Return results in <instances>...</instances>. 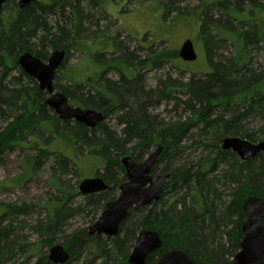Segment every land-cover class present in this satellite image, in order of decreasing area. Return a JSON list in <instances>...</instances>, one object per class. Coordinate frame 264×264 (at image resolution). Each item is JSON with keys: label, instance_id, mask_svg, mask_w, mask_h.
<instances>
[{"label": "trees", "instance_id": "obj_1", "mask_svg": "<svg viewBox=\"0 0 264 264\" xmlns=\"http://www.w3.org/2000/svg\"><path fill=\"white\" fill-rule=\"evenodd\" d=\"M83 1L49 0L46 4L39 0L20 9L19 0H7L0 12L8 11L7 17H0V123L8 122L5 127H0L1 153L14 149L23 137H34L37 129L50 131L55 138L72 137L76 146H88L90 152L98 150L104 167L103 173L98 172L96 176L101 177L109 189L99 194L84 195L86 208L95 215V222L104 206L116 199V191L127 181L122 165V159L127 156L143 162L151 147L162 144L164 152L153 172L157 173L161 163L176 158L192 129L200 124L224 137H238L253 143L264 140V0H204L191 15L171 4L170 10L176 13V17L182 15L199 21L197 38L206 50L208 70L202 77L193 73L186 83L161 81L155 90L143 87L140 69L151 70L165 63L175 64L180 58L179 51L154 52L144 59L124 51L110 60H100L105 54H113L114 45L105 34L94 39L88 37L89 28L85 24L89 15L81 6ZM91 1L95 4L103 0ZM10 4L14 9L9 8ZM57 9L62 15L70 10V24L66 20L55 28L49 26L44 15ZM192 26L196 27L195 24ZM96 41L100 43L95 53L98 70L89 74L87 64L71 69L66 79L72 84L54 87H58L59 92L78 107L103 113L104 121L116 111H121L119 123L124 126L121 139L116 133L112 134L104 123L88 129L83 124L62 121L55 116L47 118L48 107L44 102L48 94L37 85L30 88L22 84L23 77L30 83H36L18 64L22 53L29 52L40 60H48L49 50H65L67 63L72 51L83 52L85 58L90 56L89 47ZM217 50L224 53L218 55ZM228 50L233 54L228 55ZM260 56L263 64L256 62ZM111 68L119 71L120 83L105 79L104 75ZM16 70H20L21 75L10 79L11 85L16 87L10 90L5 82ZM4 94L9 98H4ZM176 94L188 98L186 105L192 117L160 127L149 110L162 101H171ZM14 112L17 114L10 116ZM250 123L261 124L259 134L247 128ZM99 132L105 138L94 144ZM218 143L221 144V138ZM129 144L133 146L128 150ZM219 144L208 145L213 152L200 158L196 164L175 170L168 166L162 168L160 174L171 177L161 199L149 209L131 210L116 237H108L106 242H101L102 237L96 236L95 245H86L88 230L73 234L64 246L70 253L66 264L78 261L79 252L85 248L105 258L103 264L111 258V264H129L130 249L143 230L156 231L163 240L162 248L149 256L147 264H154L157 257L176 249L183 250L199 264H233L243 236L244 200L251 196L264 198V154L242 162L235 153L222 151ZM36 150L34 157L26 159L24 175L19 183L25 176L37 172L41 162L55 154L46 147L36 146ZM56 160L52 183L62 193L64 201H57V206L46 207V218L34 226L41 242L16 250L23 237L19 234L26 227L22 218L30 215L33 207L0 204V264H11L18 252H25L26 264H50L48 256L42 252L43 246L51 247L53 236L63 231L73 215L83 211L69 207L65 202L69 194L74 196L76 192L65 186L61 179L69 174L72 161L63 155ZM219 186L229 190V202L225 200L224 193L219 192ZM172 192L176 194V200L164 202V197ZM32 258L36 261L33 262Z\"/></svg>", "mask_w": 264, "mask_h": 264}, {"label": "rangeland", "instance_id": "obj_2", "mask_svg": "<svg viewBox=\"0 0 264 264\" xmlns=\"http://www.w3.org/2000/svg\"><path fill=\"white\" fill-rule=\"evenodd\" d=\"M41 1L46 4L49 3V0ZM103 1H105V3ZM103 1H98L93 4L91 0H84L81 5L85 10V14L89 15L85 24V26L89 28L88 37L94 39L105 34L108 38L112 39V44L114 45L113 54H105L100 60H110L112 57L120 56L124 51L133 53L134 56L142 59L153 55L154 52L163 50L180 51L183 43L190 39L195 45L198 59L195 62L188 63L179 58L178 61H175V64L165 63L151 70L140 69L139 74L142 77L141 83L143 87L147 90H155L161 81H171L178 84L186 83L193 76V73H197V77H202L204 73L207 72L206 50L203 43L199 42L197 38L199 35V21H195V18L191 19L190 17L182 15L176 17V13L170 10V6L173 4L176 8L184 10L188 15L195 14L198 7L202 6L204 0H162L163 3L161 0ZM9 8L14 9V6L10 4ZM69 11L70 10L67 9L66 14L62 15L60 10L57 9L54 13H46L44 16L49 26L55 28L56 25H63L66 20L68 24H70L69 19L71 14ZM7 15L8 11L6 10L0 13V17H7ZM194 24L196 27L192 26ZM69 29L71 28L69 27ZM99 48V41H96V44L91 43L89 47L90 56L86 58L83 52L72 51L67 63L64 62L63 66L57 72V80H55L54 85L62 87L71 85L72 83L66 79V76H70L71 69L82 68L87 64L89 74H93L98 70L99 66H97L95 53ZM109 48L110 46L107 49ZM229 50L228 52L226 51L227 54L232 55L233 52ZM52 53L53 51L49 50V58ZM221 53L224 52H222V50L216 51L218 55ZM48 60L42 61L47 63ZM256 62L263 64V57H258V61ZM20 75V70L13 71L12 75L5 82V85H7L10 90L16 89V87L11 85L10 79L12 77L18 78ZM104 76L105 79L112 82L121 81V75L116 69H109ZM22 84L30 88H33L35 85L39 86L37 81L35 84L30 83L25 77L22 78ZM55 90L59 92L58 87H55ZM180 95L176 94L171 101H162L160 105L149 110V113L157 118L160 127L183 122L192 117V113L188 110L186 105L188 98ZM3 97L9 98V96L5 94ZM70 104L74 107H78L72 102H70ZM14 114H17V112L11 113L10 116H14ZM121 115V111H116V113L110 115L103 122L108 130L112 134L116 133L120 139L123 138L124 128V126L119 123V116ZM46 116L47 118H53L54 116L58 118L55 112L50 110V108H48ZM12 118L13 117H11L10 120H12ZM7 123V120L1 122L0 127H5ZM73 125L74 123L72 126ZM247 128L253 133L259 134L261 124L250 123ZM34 133V137H23L22 142L14 149L4 153L0 152V204L12 205L14 207H21L26 204L33 207V212L27 217L23 216L22 218V220L26 222V227L24 231L19 234L23 237L19 240L20 242L16 250L19 247L22 248V246L27 248L31 246V244L41 242L42 239L34 230V226L39 220L46 218V207L51 208L57 206V201H64L62 193L53 186L52 169L56 165V159L60 157V155L72 161L73 165H71L69 174L63 176L61 179L65 182V186L68 185V187L75 189L76 192L74 196L69 194V198L67 197L68 199L66 198L65 202L69 207L80 208L83 211L73 215L64 225L63 231L53 236L55 239L51 247L46 245L43 246L42 252L49 256V251L53 246H65L73 234L88 230L94 223L96 217L91 213V209L86 208L84 195L80 194L78 187L84 179L96 178L98 177L96 176L98 172L103 173L104 162L98 150L90 152L88 146H76L72 137L55 138L50 131L42 129H37ZM222 137H224V135H220L210 129H204V125L202 124L197 125V127L195 126L176 158L161 163L157 168V173L155 172L153 175H159L161 170H163L162 168L167 166L175 170L183 168L188 164H196L200 158L213 152L211 147L207 146H214V144L218 145V140ZM49 138L52 139L48 141ZM104 138L105 137L99 132L96 135V140H93V143L97 144L100 139ZM36 146L46 147L55 154H51L47 160L42 161L37 172L25 176L24 180L19 183L18 180L24 175L23 168L26 159L32 158L37 154ZM132 146L133 144H129L126 148L129 150ZM219 147L221 149V144H219ZM152 150L153 147L149 150L148 155L151 154ZM214 154L212 155L214 156ZM122 177L123 176H121V178ZM218 189L219 192L224 193L225 200L229 202V190L222 186H219ZM119 193L120 191L118 189L115 193L116 199ZM176 198V194L172 192L164 197V202L166 200H171V202H173ZM150 207L151 206H147L145 208L149 209ZM101 213L98 214L97 219L100 217ZM101 237V242H106L108 239L106 236ZM224 241L227 242L226 237H224ZM84 244L95 245L96 242L94 241V237L88 236ZM131 252L132 248L130 249V254ZM79 253L80 257L78 261L71 264H103L105 259L103 257L101 258V256H97V253L95 254V252L89 248H85ZM32 259L33 262L36 261V258ZM26 263L25 252H18L11 264ZM111 263L112 258L106 262V264ZM50 264L52 263L50 262Z\"/></svg>", "mask_w": 264, "mask_h": 264}, {"label": "water", "instance_id": "obj_3", "mask_svg": "<svg viewBox=\"0 0 264 264\" xmlns=\"http://www.w3.org/2000/svg\"><path fill=\"white\" fill-rule=\"evenodd\" d=\"M39 0H19L20 9ZM7 0H0V12ZM66 51L57 50L52 53L47 63L29 52L21 54L18 64L20 68L39 84V89L48 94L44 105L55 112L62 121H75L88 129L96 128L104 122V114L93 110L74 107L69 99L55 90L54 82L57 72L66 60ZM179 57L188 63L195 62L198 54L192 40H186ZM222 151L235 153L242 162H247L264 154V140L253 143L238 137L221 138ZM164 152L162 144L153 146L151 154L143 162H136L132 157L122 159L127 181L121 185L119 196L108 202L100 215L88 229L91 237L106 236L114 238L119 234L120 226L131 210H138L158 202L165 190L169 174L154 176L153 172ZM82 195H94L107 191L109 186L101 177L84 179L79 184ZM244 222L240 250L233 259V264H264V198L251 196L243 203ZM163 246L161 235L153 230L141 231L128 257L129 264H147L148 258L156 254ZM48 259L52 264H66L70 253L62 245H55L49 251ZM154 264H199L192 260L183 250H170L157 257Z\"/></svg>", "mask_w": 264, "mask_h": 264}]
</instances>
